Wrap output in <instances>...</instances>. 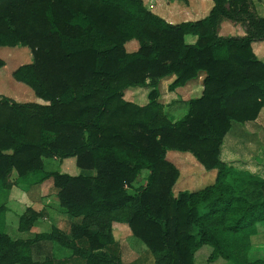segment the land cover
<instances>
[{"label": "trees", "instance_id": "trees-1", "mask_svg": "<svg viewBox=\"0 0 264 264\" xmlns=\"http://www.w3.org/2000/svg\"><path fill=\"white\" fill-rule=\"evenodd\" d=\"M211 3L203 17L170 22L142 0H0V45L22 44L31 53L12 77L47 102L31 109L0 96V187L11 171L23 186L51 178L59 206L73 218L67 234L12 238L0 229V264H46L31 250L52 237L82 264H122L113 220L127 225L155 264H194L203 244L208 260L264 264V257L246 258L245 242L257 223L264 228V178L219 158L231 121L253 120L264 106V62L251 48L264 39V16L253 0ZM222 20L242 34H220ZM130 39L138 43L133 51L124 47ZM200 72L199 95L185 100L179 118H169L157 100L158 80L172 76L173 89ZM136 85L147 87L143 104L122 96ZM167 149L214 169L213 181L174 195L178 169L165 158ZM66 157L93 173L44 168L47 158ZM142 169V184L128 192ZM248 181L256 184V199L241 193ZM37 217L26 206L17 229L28 230Z\"/></svg>", "mask_w": 264, "mask_h": 264}, {"label": "rangeland", "instance_id": "rangeland-1", "mask_svg": "<svg viewBox=\"0 0 264 264\" xmlns=\"http://www.w3.org/2000/svg\"><path fill=\"white\" fill-rule=\"evenodd\" d=\"M146 8L160 15L170 22H180L185 20H193L203 17L207 14L211 7L210 0H142ZM217 31L220 34H235L241 31V27L229 20H222L217 26ZM187 39L191 35H186ZM262 45V46H261ZM256 45L254 47L257 57L264 60V44ZM138 43L135 39H130L124 42V47L127 51H133L137 48ZM255 55V54H254ZM0 96L7 98L10 101L17 103H30V108L39 104H46L47 102L37 97L34 92L23 82L17 81L12 77V70L18 65L28 63L31 61L30 50L22 45L16 44L14 46L0 45ZM192 86V87H191ZM187 91L180 89L177 92L170 91L167 85L163 90L158 93L157 100L162 104L163 111L171 119L179 118L186 109L185 100L184 104L181 102L180 95L184 98L194 97L198 93V83H193ZM134 91V96L137 101H147V89L142 86H130ZM127 88V87H126ZM122 96L124 97V90ZM190 90V91H189ZM126 97H130V93H126ZM165 158L170 161L178 169V175L172 185V193L176 195L179 191H190L198 189L213 181L215 170L204 169L202 165L187 151H180L174 149H167L165 151ZM219 158L226 164L233 165L238 171L248 174H254L259 179L264 178V106H262L258 114L253 120L243 122L231 121L229 129L224 134L220 149ZM44 162V168L52 170L58 168L61 163V172L72 174L74 168L72 159H57L47 158ZM45 160V161H46ZM78 168V167H77ZM82 174H92L91 169H80ZM13 171H11L12 173ZM9 172L5 177L2 187L8 188L10 184L14 183L17 186H23L16 183L15 178L11 177ZM14 173V172H13ZM145 170L142 169L136 175L133 185L127 188L128 192H132L135 188L142 184L145 176ZM47 178L46 182L48 183ZM30 186V185H28ZM0 187V204L6 201V192ZM54 191V188H47L46 193ZM256 184L253 181H248L241 190L249 199H256ZM17 200L21 201L18 195L14 194ZM20 207V205H19ZM19 209V208H18ZM17 209V210H18ZM62 232H68V228L64 226ZM126 226H124L125 228ZM2 227H0L1 229ZM117 228V227H116ZM115 228L116 236L120 235L119 231ZM57 229V228H53ZM52 227L50 231L53 230ZM126 229V228H125ZM58 230V229H57ZM59 231H61L59 229ZM119 233V234H118ZM128 236L127 239L122 240L115 248L118 257L122 264H155L154 256L145 248V246L138 241L135 237ZM119 239H122L119 236ZM249 247L246 252V258L252 259L254 257H264V228L261 223H257L256 227L250 232L249 236L245 239ZM40 241V247L44 245H57L60 246L57 254L53 258L66 257V262L71 264L72 259L77 260V264H82L77 256H74L73 249L61 246L57 239L52 237L50 240ZM35 247V246H34ZM33 247V248H34ZM38 247V246H37ZM210 247L206 244L201 245L194 254L195 264H230L222 257H217L213 260H208ZM34 257V256H33ZM76 257V258H75ZM35 258V257H34ZM38 259L47 258L44 254L37 256ZM57 264V263H55Z\"/></svg>", "mask_w": 264, "mask_h": 264}, {"label": "crops", "instance_id": "crops-1", "mask_svg": "<svg viewBox=\"0 0 264 264\" xmlns=\"http://www.w3.org/2000/svg\"><path fill=\"white\" fill-rule=\"evenodd\" d=\"M210 4H212L211 0H210ZM253 10L255 11L256 14L264 16V0H253ZM228 34H231V33L229 32ZM236 34H242V29H241V31H238ZM193 39H194L193 36L189 37L188 39L185 36V40L187 42H191V41H193ZM261 44H264V39L251 42V48H252V51L256 57H257V55L255 53L254 47L256 45H261ZM257 58L264 62L263 59H261L259 57H257ZM202 76H203V74L200 72V73H198V75L195 78L188 80L183 85L176 86L175 88L171 89L170 91L177 92L180 89H182L183 91H187L193 83H198L199 91L196 94V96H198L200 93V90H201ZM171 79H172V76L163 77V78H160L158 80L157 88H158L159 93L161 92V90H163L164 86H166ZM142 87H144V86H142ZM145 88L147 89V87H145ZM134 91L135 90L132 87H130V86L127 87L124 90V98L127 100H130V101H133L137 104L145 103L146 101H140L139 102V101H137V99H135L136 97L134 96ZM126 93H130V97H126ZM180 98L182 100L181 102L184 104L183 100H186V99L191 98V97L188 96L187 98H184L180 95ZM63 159H70V160L72 159L73 160L71 164L73 165L74 172L72 174L81 173V171H79L80 169L75 166L73 157H66ZM44 162L46 163L47 160ZM60 165H61V163H59V167L57 169L52 168V170L63 171V170H61ZM11 177L14 178L13 172L11 173ZM48 179H49L48 183L46 182V180H47V178H46V179L42 180L41 182H39L37 184H32L30 186H17L16 184L12 183V184H10V186L8 188L2 187V189H4L6 192V201H4L0 204V227H2L1 230L5 231L12 238H27V237H32L34 235V233H37V232H48V231H50L51 227H52V229L57 228L58 230L57 229L56 230L60 233H62L63 228H65L64 226H66V228H68L69 223H70V221L73 220V218L69 217L65 213L64 208L59 206L57 199H56V196H55V193H54L55 191H53V193L51 191L49 193L45 192L47 190V188L50 187V185L52 187L51 178H48ZM14 194L18 195V197L21 199V201L20 200L18 201L17 197L14 196ZM19 205H20V207H19ZM26 206H30L35 211H37L38 217L36 218V220H34V222L32 223L31 227L28 230L20 231L17 229V220H18V216L24 212ZM124 226H126L125 227L126 229L124 228ZM115 228L117 229V231H119L120 235L116 236V233L114 231ZM59 229L61 231H59ZM53 230H55V229H53ZM63 233L67 234L68 232H63ZM111 233H112V236L115 239L117 245L121 244L122 240L127 239L128 236L131 237L130 231H129L127 225L123 222H119V221H115V220H113L111 222ZM119 236L122 239H119ZM45 244H47V241ZM59 245H61V244H59ZM37 246L38 245H36L34 248H32L31 253L33 254V256H40V255L44 254L47 257L45 259L46 260L48 259L46 264H55V263H57V264H68L66 262V257L59 258V259L53 258V256L55 255L56 252L58 253L59 251H61V249H59L60 246L59 247L57 245L50 246L48 244L44 245V246H46L44 248H43V246L40 247V245L38 247ZM61 246H63V245H61ZM194 254H193V259H194ZM70 261H71V264H77L76 263L77 260H75V259H72ZM12 264H16V263H12ZM194 264H195V262H194Z\"/></svg>", "mask_w": 264, "mask_h": 264}]
</instances>
